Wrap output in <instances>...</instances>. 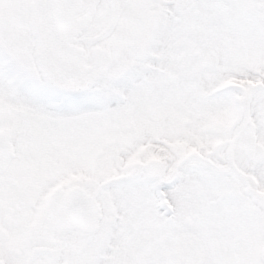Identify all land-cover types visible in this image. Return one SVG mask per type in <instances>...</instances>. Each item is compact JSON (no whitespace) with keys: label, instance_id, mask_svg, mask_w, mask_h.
<instances>
[{"label":"snow or ice","instance_id":"obj_1","mask_svg":"<svg viewBox=\"0 0 264 264\" xmlns=\"http://www.w3.org/2000/svg\"><path fill=\"white\" fill-rule=\"evenodd\" d=\"M0 264H264V0H0Z\"/></svg>","mask_w":264,"mask_h":264}]
</instances>
